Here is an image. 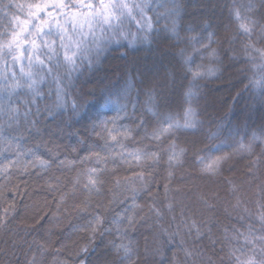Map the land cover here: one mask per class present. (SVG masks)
Returning <instances> with one entry per match:
<instances>
[{
	"label": "trees",
	"instance_id": "16d2710c",
	"mask_svg": "<svg viewBox=\"0 0 264 264\" xmlns=\"http://www.w3.org/2000/svg\"><path fill=\"white\" fill-rule=\"evenodd\" d=\"M41 2L0 0V264H264V0Z\"/></svg>",
	"mask_w": 264,
	"mask_h": 264
},
{
	"label": "snow or ice",
	"instance_id": "6c2138e0",
	"mask_svg": "<svg viewBox=\"0 0 264 264\" xmlns=\"http://www.w3.org/2000/svg\"><path fill=\"white\" fill-rule=\"evenodd\" d=\"M63 3H64V0H48L47 3H42V4H35V5H33L34 8L38 9V11L35 13L37 19H40L39 13H40V12H46L47 9H48L49 7L52 6V4H57L58 6L63 7ZM170 11H171V10L166 9L163 13H161V15L167 16V15L170 14ZM48 15H49V16H53L52 13H48ZM234 17H235L238 21H240V23H239V27H240V29H241L242 31L246 32V33L251 34V31H252L251 27L249 26L248 23H246V22L244 21V19L241 18L240 13H239L238 10H234ZM148 19H149V21L151 20L150 17H148ZM41 24H42V27L39 29L41 32H43V28H44V27H49V28L51 27V22L48 21V20H41ZM152 28H153V24H152L151 22H149V24H148V29H149V31H151ZM26 43H27V41H26ZM134 43H135V40H133V41L130 42V44H134ZM21 54H22V53H21ZM37 59L40 60L41 57H40V56H37ZM26 75H28V76L31 77V76L33 75L32 70H31V69L27 70ZM199 75H200L199 72H194V76H199ZM33 83H35V81H33ZM13 87H14V86H13ZM119 107L123 108L124 105H123V104H120ZM150 110H151V109H150ZM127 135H130V132L127 133ZM111 138H112L113 140H115V139H116V136L113 135Z\"/></svg>",
	"mask_w": 264,
	"mask_h": 264
},
{
	"label": "rangeland",
	"instance_id": "374dc122",
	"mask_svg": "<svg viewBox=\"0 0 264 264\" xmlns=\"http://www.w3.org/2000/svg\"><path fill=\"white\" fill-rule=\"evenodd\" d=\"M47 2H48V0H42V2L40 4L47 3ZM152 67H154L153 69H156L157 68L156 66H152Z\"/></svg>",
	"mask_w": 264,
	"mask_h": 264
}]
</instances>
